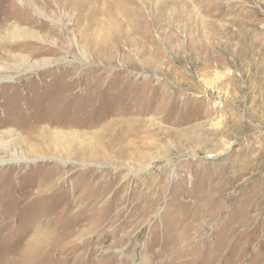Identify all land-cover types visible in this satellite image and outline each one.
<instances>
[{"label":"rangeland","instance_id":"374dc122","mask_svg":"<svg viewBox=\"0 0 264 264\" xmlns=\"http://www.w3.org/2000/svg\"><path fill=\"white\" fill-rule=\"evenodd\" d=\"M263 66L264 0H0V264H264Z\"/></svg>","mask_w":264,"mask_h":264},{"label":"bare ground","instance_id":"6f19581e","mask_svg":"<svg viewBox=\"0 0 264 264\" xmlns=\"http://www.w3.org/2000/svg\"><path fill=\"white\" fill-rule=\"evenodd\" d=\"M18 1H19V3L22 4L23 1H25V0H18ZM157 4H158V3H157ZM182 8H183V7H182ZM186 10H187V9H186ZM170 11H171V9H170ZM173 12H174V10H173ZM193 12H194V11H193ZM191 13H192V12H191ZM123 14L129 16V14H127V13H125V12H124ZM193 15H194V14H193ZM186 16H187V15H186ZM120 17H121V16H120ZM262 64H263V63H262ZM263 67H264V66H263ZM0 70H1V68H0ZM208 133H209V132H208ZM43 238H44L43 236H42V238H40V237L36 238V239H35L36 241L34 242L35 245H36V246H39V247H42L43 244H45V246L48 247L47 242H43ZM41 240H42V242H41ZM51 243H52V242H51ZM51 243L49 242V245H50V246H54V244H53V243L51 244ZM54 247H55V246H54ZM40 249H42V248H40Z\"/></svg>","mask_w":264,"mask_h":264}]
</instances>
